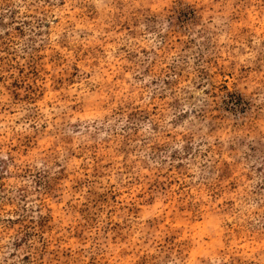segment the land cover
<instances>
[{
  "label": "rangeland",
  "instance_id": "rangeland-1",
  "mask_svg": "<svg viewBox=\"0 0 264 264\" xmlns=\"http://www.w3.org/2000/svg\"><path fill=\"white\" fill-rule=\"evenodd\" d=\"M0 264H264V0H0Z\"/></svg>",
  "mask_w": 264,
  "mask_h": 264
}]
</instances>
